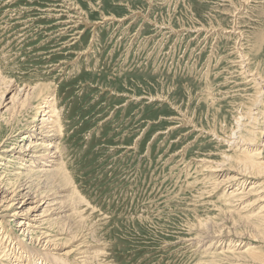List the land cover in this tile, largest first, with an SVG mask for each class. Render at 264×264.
Returning <instances> with one entry per match:
<instances>
[{
    "label": "rangeland",
    "instance_id": "rangeland-1",
    "mask_svg": "<svg viewBox=\"0 0 264 264\" xmlns=\"http://www.w3.org/2000/svg\"><path fill=\"white\" fill-rule=\"evenodd\" d=\"M263 81L264 0H0V89L30 103L0 116V148L39 137L52 109L57 164L3 153L0 188L60 196L64 211L32 242L3 220V246L24 264L46 235L45 264L264 258V237L243 229L260 225V190L239 198L255 181L232 169L262 153L261 132L238 135L264 129Z\"/></svg>",
    "mask_w": 264,
    "mask_h": 264
},
{
    "label": "bare ground",
    "instance_id": "bare-ground-1",
    "mask_svg": "<svg viewBox=\"0 0 264 264\" xmlns=\"http://www.w3.org/2000/svg\"><path fill=\"white\" fill-rule=\"evenodd\" d=\"M10 93H11V95L9 96ZM19 97H20V93H17L16 89L11 90V88H8V87L0 89V116L1 117L3 116V114H5V115L8 114L9 116H12L15 113L17 106L23 105L26 102L27 103L25 105L30 106V103L28 102L29 99L27 100L26 97H24V98L22 97L23 100L20 101ZM28 98H29V96H28ZM41 107H43V106H41ZM46 108H49V107H46ZM50 108H52V106ZM42 111H44V110H42ZM52 111H53L52 109H51V111L50 110L47 111L44 115L40 116V118L37 119V121L41 122V123H43L44 121H47L46 122L47 125L44 126V130L38 134L39 137H35V138L32 137V136L36 135V133H33L31 135H26L27 138L25 136L24 137L26 139H28V141H27L28 144H26L25 146H23V145L18 146L17 145L15 148L14 147H11L10 149L8 148V150H5V148H0V155L7 152V153H9V155L11 154V157L14 160H18L21 162H25L27 160L30 163L44 165V167H46V165L48 164V168H50V167L53 168L56 164V161L52 158V156L49 153L44 152V150L47 149L46 147L51 148L54 145L53 141H48L49 137L53 138V136H54V135H52V133H53L52 132L53 131L52 130L53 119H51ZM251 119H252V117H251ZM256 119L254 120L255 122H256ZM55 122H57V121H55ZM6 126L8 128V125H6ZM252 127H253V124H252ZM260 132H261V137H260L261 139L258 138ZM238 137L240 139H246V138L250 139V140L246 139L248 141H254L256 139H259L260 145L262 148V151H261L262 153L257 154L258 158L254 159V160H251L248 157L239 158V160L236 161L235 165L232 167V169L236 173V176L233 178L235 180V184L237 182H239V180L243 181V182L246 181L247 179H251V180L255 181L254 185L250 186V188L247 192H244L245 190L243 189L240 192H238V194H236V195L238 197L240 195H242L243 197H248V195L250 194V190H252L254 188V186L257 185L256 190L257 191L260 190V192L258 193V197H257L258 200L257 201L259 203H263L262 208L264 209V188H263L264 187V180L262 179V178H264V145H263V143H264V129H263V131L262 130L258 131V129L254 130L252 128L244 126L242 128V130L239 131ZM38 139L40 141H38ZM2 143H3V141H2ZM44 144H46L47 146L46 145L41 146ZM39 146H41V149L43 150V151H41V153L36 152V150L38 149ZM35 159H39L40 162H43V161L44 162L42 164H40ZM26 171L29 173L31 171V169H26ZM229 171H231V170H229ZM20 186H19L18 192L15 194H13L14 192L11 193V192H8L7 190L0 188V220H1L0 224L3 222V220L5 221L8 218H11V220H14V222L16 224V228H17L16 231L19 234L18 236H20V234H24L26 236H29V239L32 242L33 239H32L31 233L36 232V230L39 229V227L42 224L54 223L58 219V216L62 215V213H64V211H62L60 209L59 203L54 201V200H58L60 196L45 195L43 197H40L38 195L31 193L29 190H27V188L20 187ZM256 219L260 222V225H258L257 227L250 226L251 228L244 226L243 229L246 230L247 233H250V231H251L250 235H254L255 233H257L258 236L264 237V215L261 217H257ZM0 232H2L1 228H0ZM0 236H1V234H0ZM253 238H255V240H253V242L254 241L256 242L257 241L256 237H253ZM20 241L18 242V245L20 244ZM21 243H22V241H21ZM35 243L37 244L36 246H38V245L41 246L42 247L41 249L44 251L43 254L37 256V258L39 259V260H37V258H36V260L38 261V262L36 261L37 264H45V262H51L55 258L54 256H53V258L51 257V255H53V251L55 250V248H57V245H56L54 240H51L46 235L44 237H41V236L38 237ZM21 248L23 249V247H21ZM47 253H52L50 255L51 258H49L45 255ZM12 255L13 254L11 252H8L6 250V248L3 246V242L0 238V264H5L3 262L5 260L9 264H24V263H20L19 260L17 258H15L14 255L13 256ZM62 257H64V256H62ZM62 262H63V259H60L59 263L62 264ZM251 263H254V264H261L262 263V264H264V258L253 257L251 259Z\"/></svg>",
    "mask_w": 264,
    "mask_h": 264
}]
</instances>
